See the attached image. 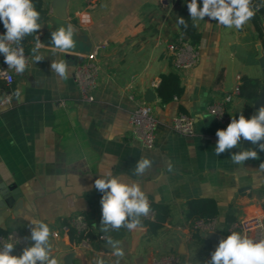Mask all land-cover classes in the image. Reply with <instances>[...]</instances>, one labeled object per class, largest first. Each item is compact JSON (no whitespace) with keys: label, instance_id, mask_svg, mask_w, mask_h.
<instances>
[{"label":"crops","instance_id":"crops-1","mask_svg":"<svg viewBox=\"0 0 264 264\" xmlns=\"http://www.w3.org/2000/svg\"><path fill=\"white\" fill-rule=\"evenodd\" d=\"M44 1L49 7L50 0ZM175 11L174 0H67L72 22L66 19L61 26L73 25L74 41L83 48L103 43L97 53L93 101L80 99L73 81V68L84 52L71 50L66 59V53L51 43L60 20L48 15L41 23L35 40L29 42L31 50H25L29 66L16 74L12 84V104L0 106V228L30 235V219L44 220L51 231L59 230L58 238L49 239L59 264H65L67 256L71 264H95L98 257L105 264H150L153 256L168 251L188 255L193 250L197 233L191 232L192 219L184 215L187 199L213 198L219 226L264 211V172L259 170L264 151L242 140L241 148H253L259 159L234 164L230 157L241 148L217 156L216 132L226 127L207 111L210 103L239 85L242 76L258 78L260 94L264 93V67L258 54L264 55V47L251 20L237 30L205 17L196 25L201 33L197 63L176 70L167 51L169 41L184 35ZM37 37L44 58L34 63ZM60 58L71 67V76L63 81L51 71L52 61ZM167 71L178 72L184 89L179 97L161 103L156 88L160 73ZM258 99L249 100L239 91L225 108L231 116L249 118L260 108ZM138 101L149 103L156 117L151 146L131 132L129 115ZM179 106L192 116L194 133L171 128V118L181 112ZM109 135L114 139L108 140ZM143 157L150 158L153 166L138 177L134 169ZM107 171L138 182L149 202L169 205V215L154 233L148 232L142 218V233L134 243L130 231L121 228L105 233L106 241L94 239L83 248L61 226L71 214L84 212L102 232V193L95 180ZM109 239L119 243L123 258L113 255Z\"/></svg>","mask_w":264,"mask_h":264},{"label":"clouds","instance_id":"clouds-1","mask_svg":"<svg viewBox=\"0 0 264 264\" xmlns=\"http://www.w3.org/2000/svg\"><path fill=\"white\" fill-rule=\"evenodd\" d=\"M187 8L193 27L208 17L217 21L219 26L240 30L256 14L253 0H190ZM39 21L40 12L33 0H0V22L5 28V32L0 34V55H3L8 68L17 74H23L29 66L22 41L25 37L38 33L42 27ZM177 23L185 29L188 27L183 17H178ZM74 34L71 24L61 26L51 33V43L59 52L69 53L75 47ZM41 46L37 37L32 48L34 63L44 58L40 54ZM51 71L61 81L71 76V67L63 58L52 61ZM20 95L21 92L17 90L16 96L19 98ZM216 136L218 139L214 149L217 156L233 148H241L242 140L264 151V106L249 118L243 114L238 119L233 117L226 129L217 130ZM107 139L112 140L114 137L109 135ZM230 159L234 164L243 166L249 159H259V155L253 148H241ZM152 166L153 161L143 157L136 162L134 175L143 177ZM259 170L264 172V163H261ZM168 171H173L171 162L168 163ZM95 188L102 193V232L108 233L121 228L133 232L143 227L142 218L150 213L151 204L147 193L138 182L126 180L121 175H113L111 171H107L95 180ZM29 222L31 229L27 239L31 241L30 245L17 256L13 254L15 244L4 243L0 248V264H59L57 258L51 254L49 239L53 233L49 224L38 218H31ZM107 243L112 247L114 256H125L117 241L109 239ZM95 264H105V260L98 257ZM206 264H264V239L254 240L248 235L233 231L219 241Z\"/></svg>","mask_w":264,"mask_h":264},{"label":"built area","instance_id":"built-area-1","mask_svg":"<svg viewBox=\"0 0 264 264\" xmlns=\"http://www.w3.org/2000/svg\"><path fill=\"white\" fill-rule=\"evenodd\" d=\"M264 18V17H262ZM103 43L93 44L88 51L81 53L79 61L73 68V81L78 88L80 99L84 101H93L95 99L94 91L97 86L99 64L97 60L98 50ZM24 48V47H23ZM167 51L172 59V66L176 70H184L193 67L198 61V49L196 44H192L185 35H177L167 44ZM24 54L29 59V54L24 50ZM16 72L8 68L4 62L3 55H0V106L10 105L14 99V83ZM239 85L236 84L231 92L225 93L222 99H217L207 106V111L220 124L227 127L233 117L225 108V103L231 100L233 93H239ZM248 118L247 116H245ZM131 123V132L134 138L138 139L144 145L151 146L155 140L156 117L152 106L145 101H138L129 115ZM170 126L172 129L184 134H192L195 130L192 116L179 112L171 118ZM145 219L153 218V211H150ZM61 230L71 234L76 245L89 248L94 239L106 241L107 235L95 230V223L90 220L84 212L71 214ZM192 233L216 232L226 238L231 232L236 231L248 235L254 240L264 239V211L254 213L248 216L237 217L227 220L222 226L216 216L204 218H194L190 225ZM51 237L58 238L59 230H52ZM29 236L16 229L7 230L0 233V248L4 243L12 242L15 244L13 254L19 256L22 250L29 246L31 241ZM150 264H181L180 253L178 251H168L163 254L153 256Z\"/></svg>","mask_w":264,"mask_h":264},{"label":"trees","instance_id":"trees-1","mask_svg":"<svg viewBox=\"0 0 264 264\" xmlns=\"http://www.w3.org/2000/svg\"><path fill=\"white\" fill-rule=\"evenodd\" d=\"M189 2L190 0H174V4L176 6L175 17L176 22L178 17H183L187 21V29L180 25H178V27L192 44L197 45L201 39V33L196 26L193 27V23L190 20L187 8V3ZM33 3L36 9L40 12L39 22L42 23L48 16V7L44 0H33ZM253 6L256 10V14L251 19V22L262 43V47H264V18H262L264 17V0H253ZM4 32L5 28L3 23L0 22V34H3ZM34 40L35 33L25 37L22 41L24 50H31L29 42ZM260 86L258 78L242 76L241 83L239 84L240 93L249 100H255L260 96ZM183 89L184 87L181 83L178 72L167 71L160 73V80L157 85L156 92L161 103H166L173 98L179 97L183 93ZM179 110L183 112L182 106H179ZM150 204L151 211H153V218L144 219L143 223L147 226L148 232L154 233L162 226L163 222L168 217L170 208L168 204L162 202H150ZM217 211L216 201L211 197H194L185 201L184 215L192 220L197 217L209 218L216 216ZM6 231L7 230L5 228H0V233H4ZM197 236L200 237L199 233H197ZM70 238H73L72 235H70ZM202 239L209 242L208 238Z\"/></svg>","mask_w":264,"mask_h":264},{"label":"water","instance_id":"water-1","mask_svg":"<svg viewBox=\"0 0 264 264\" xmlns=\"http://www.w3.org/2000/svg\"><path fill=\"white\" fill-rule=\"evenodd\" d=\"M48 13H49L48 15H52L53 17L59 19L60 20L59 24L61 26L62 22H64L68 17L67 0H50L49 7H48ZM49 26H50V24H49ZM83 37H85V36H83ZM73 39H74V37H73ZM89 48H88V46L83 48V47L79 46L78 43H76V41H75V47L72 50H74L76 52H86L89 50ZM258 54H259L260 65L262 67H264V55H261L260 53H258ZM70 57L71 56L69 54H67V53L65 54L66 59H70ZM77 58H78V56H77ZM78 61H79V58H78L77 62ZM258 98L259 99L256 103V106L257 107L264 106V93H261ZM141 233H142V228L138 229L136 231L130 232L133 243L138 240V237ZM201 235L203 237L208 238L214 247H216L218 245L219 241L221 239H223L222 236L216 232L201 233ZM65 264H71L70 258L68 256L65 259Z\"/></svg>","mask_w":264,"mask_h":264},{"label":"rangeland","instance_id":"rangeland-1","mask_svg":"<svg viewBox=\"0 0 264 264\" xmlns=\"http://www.w3.org/2000/svg\"><path fill=\"white\" fill-rule=\"evenodd\" d=\"M69 15V13H68ZM69 17V18H68ZM67 17L69 22H72V16ZM73 26V25H72ZM30 236V235H28ZM195 241L194 248L189 252L188 255L180 253L181 264H206L207 261L211 259V253L216 249L209 247L205 240L199 239L197 235H193ZM203 243H201V241ZM162 253V252H161Z\"/></svg>","mask_w":264,"mask_h":264}]
</instances>
